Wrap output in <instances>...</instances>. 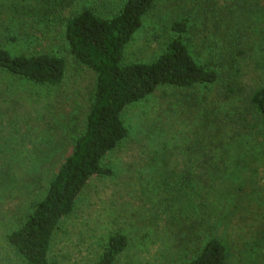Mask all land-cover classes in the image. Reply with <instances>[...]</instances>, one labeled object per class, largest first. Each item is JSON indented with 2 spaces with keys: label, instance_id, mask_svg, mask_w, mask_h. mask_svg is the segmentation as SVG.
I'll use <instances>...</instances> for the list:
<instances>
[{
  "label": "rangeland",
  "instance_id": "rangeland-1",
  "mask_svg": "<svg viewBox=\"0 0 264 264\" xmlns=\"http://www.w3.org/2000/svg\"><path fill=\"white\" fill-rule=\"evenodd\" d=\"M124 1L0 0L1 47L13 54L54 52L66 61L65 78L53 88L0 73V264L19 263L7 234L42 197L84 130L95 73L70 54L65 21L82 7L110 16ZM181 17L193 21L189 47L201 63L209 60V47L223 43L221 36L240 38L227 47L243 53L219 68L234 94L226 97L219 83L187 90L166 86L128 106L122 119L129 135L103 161L114 174L91 179L60 222L52 264H91L113 232L128 237L115 264H185L210 237L225 245L226 264H264V124L248 101L264 85V0H155L126 48L125 63L160 54L172 21ZM204 108L211 111L209 130L202 127ZM209 132L220 144L211 153L216 167L204 187L206 221L197 227L198 240L181 245L178 235L187 225L171 220L176 207H167L177 194L171 185Z\"/></svg>",
  "mask_w": 264,
  "mask_h": 264
},
{
  "label": "trees",
  "instance_id": "trees-1",
  "mask_svg": "<svg viewBox=\"0 0 264 264\" xmlns=\"http://www.w3.org/2000/svg\"><path fill=\"white\" fill-rule=\"evenodd\" d=\"M154 1L125 0L110 16H101L91 7H82L65 21L63 34L68 50L77 62L95 73V84L84 130L74 139L71 153L60 163L42 197L29 205L19 224L7 234L8 244L19 259L18 264H52L50 251L60 222L73 212L78 197L91 179L114 174L113 168L105 166L103 161L129 135L122 119L128 106L166 86L187 90L219 83L228 90L226 97L230 92L234 94V86L221 81L219 68L222 71V64L236 62L234 53H243L238 47L235 52L227 47L228 44L238 45L240 38L237 36L231 41L229 33L221 36L219 39L223 43L209 47V60L206 64L201 63L189 47L188 32L193 21L190 23L188 17L172 21L170 38L151 61L125 63L126 48ZM207 5L214 8L212 12L216 10L211 3ZM0 73L53 88L65 78L66 61L54 52L13 54L0 46ZM248 101L264 124V85L255 88ZM204 111L207 114L203 113L202 127L209 130L213 125L211 111L208 108ZM218 141L220 144V139ZM217 142L210 132L204 140H197L199 153L186 157L184 167L174 174L177 178L171 186L177 194L176 199L169 201L167 209L176 207L171 220L178 217L183 228L187 225L186 232L178 235L181 245L198 240L197 227L206 221L204 215L201 217L203 206L207 204L204 187L208 182L207 174L216 167V163L213 165L210 161L214 159L212 151H217ZM176 213L180 215L176 216ZM127 245L128 237L124 233H110L101 254L91 264H115ZM194 250L185 264L227 263L225 245L216 237L208 238L202 245L197 244Z\"/></svg>",
  "mask_w": 264,
  "mask_h": 264
}]
</instances>
